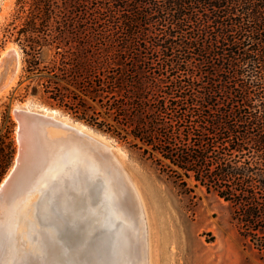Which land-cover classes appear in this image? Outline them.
<instances>
[{
  "label": "trees",
  "instance_id": "1",
  "mask_svg": "<svg viewBox=\"0 0 264 264\" xmlns=\"http://www.w3.org/2000/svg\"><path fill=\"white\" fill-rule=\"evenodd\" d=\"M59 1L37 0L17 39L42 86L32 94L119 135L59 83L105 102L134 138L230 203L264 249V0H65L67 19ZM14 154L7 131L0 178Z\"/></svg>",
  "mask_w": 264,
  "mask_h": 264
},
{
  "label": "bare ground",
  "instance_id": "2",
  "mask_svg": "<svg viewBox=\"0 0 264 264\" xmlns=\"http://www.w3.org/2000/svg\"><path fill=\"white\" fill-rule=\"evenodd\" d=\"M11 51L15 71L0 95L19 75V55ZM72 125L99 146L90 153L82 143L30 138L28 167L0 203V264H149L145 210L112 153L118 148Z\"/></svg>",
  "mask_w": 264,
  "mask_h": 264
},
{
  "label": "rangeland",
  "instance_id": "3",
  "mask_svg": "<svg viewBox=\"0 0 264 264\" xmlns=\"http://www.w3.org/2000/svg\"><path fill=\"white\" fill-rule=\"evenodd\" d=\"M37 3V0H0V60L8 50L14 49L20 62L15 84L0 95V139L8 131L9 141L14 142L15 147L12 164L0 178V184L10 173L18 150L17 122L12 109L55 110L57 118L70 124L85 125L95 138L111 141L118 148L112 153L121 171H124V180L127 177L126 181L130 182L131 179L134 184L145 210L149 264H264V249L242 233L232 205L192 178H187L158 152L134 138L130 128L114 111L108 110L105 102H93L66 82L59 83L65 88L63 92H74L84 99L91 107L89 113L97 112L99 121L119 135L75 118L65 107L45 100L46 96L43 97L42 93L38 96L32 94L34 86L41 90L42 86L38 85V75L25 72L24 55L17 39L21 30L28 27L31 15L37 12ZM58 6L61 16L64 12L66 19L72 15L71 10L74 9L65 0H60ZM59 19L62 22L61 18L51 20L54 27H57ZM52 54L48 53L47 60L51 59ZM43 76L49 77L47 74Z\"/></svg>",
  "mask_w": 264,
  "mask_h": 264
},
{
  "label": "water",
  "instance_id": "4",
  "mask_svg": "<svg viewBox=\"0 0 264 264\" xmlns=\"http://www.w3.org/2000/svg\"><path fill=\"white\" fill-rule=\"evenodd\" d=\"M12 51L8 50L5 56L0 62V94L6 88L9 79L14 75V60L12 58ZM12 115L17 122V140L18 150L15 158L14 165L0 184V203L3 201L8 191L18 182L21 176L24 175L28 167L29 159V142L30 138L34 135L43 134L51 136L57 141L70 142V143H82V147L88 152H92L95 145L98 142L89 136L79 133V131L72 125L67 124L64 121L47 115L42 111H34L26 107H16L12 109ZM107 164L110 168H116L117 166L113 159V156L107 152H103Z\"/></svg>",
  "mask_w": 264,
  "mask_h": 264
}]
</instances>
